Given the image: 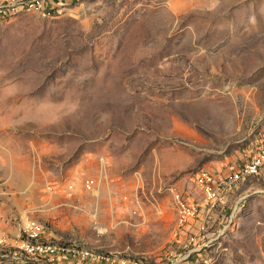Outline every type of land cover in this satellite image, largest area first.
<instances>
[{
    "label": "rangeland",
    "instance_id": "obj_1",
    "mask_svg": "<svg viewBox=\"0 0 264 264\" xmlns=\"http://www.w3.org/2000/svg\"><path fill=\"white\" fill-rule=\"evenodd\" d=\"M55 2L0 15V264H55L32 221L77 260L264 264V172L196 185L264 146V0Z\"/></svg>",
    "mask_w": 264,
    "mask_h": 264
},
{
    "label": "built area",
    "instance_id": "obj_2",
    "mask_svg": "<svg viewBox=\"0 0 264 264\" xmlns=\"http://www.w3.org/2000/svg\"><path fill=\"white\" fill-rule=\"evenodd\" d=\"M56 0H13V4L9 5L7 9H0V15L11 13L15 11H24V8H33L38 11H40V14L42 16H48L50 14V11L53 10L55 6ZM250 170H261L264 172V146H260L258 149L256 155L246 164L242 165L241 167H238L237 170L228 178H233L238 172L239 173H247ZM228 178L224 179H215L214 176H212L207 171H200L196 176V185L205 195V200H208V196L210 192H216V189L218 188V182L219 181H226ZM84 187L85 184H84ZM177 200L180 201L181 206V214L182 219L190 218L191 214H194V212H197L198 206L194 202L187 201L184 197H182L180 194H177ZM22 226H31L32 231H35V234L37 232L38 226L41 225H33L32 222H24ZM47 241V249H38L36 248L35 243H33V239H28V249H38L40 251H43V254H46L48 258H50L49 262L58 263L60 259L65 258L68 259V253L72 251H63V242L62 241ZM74 243V242H71ZM74 262L83 263V264H114V261H107V256H105V260H98V258H94L91 254H82V260H73ZM128 261L124 260V263L121 264H127Z\"/></svg>",
    "mask_w": 264,
    "mask_h": 264
},
{
    "label": "bare ground",
    "instance_id": "obj_3",
    "mask_svg": "<svg viewBox=\"0 0 264 264\" xmlns=\"http://www.w3.org/2000/svg\"><path fill=\"white\" fill-rule=\"evenodd\" d=\"M11 1L13 2V0H11ZM260 173H261V170H250L245 174L238 172L228 182L219 181L218 182V188L216 189V192H210L207 201L215 200L218 195H220L221 193H223V191H225L226 189H228L232 186L231 185L232 181L235 182L239 179H244V178H248V177H252V176L255 177V176L260 175ZM197 212H198V209H197ZM197 212H194V214H191V217L184 219V221L182 219V214H181V223L183 225L187 224L189 222V220H191L192 218H195ZM24 235L25 236L22 238L23 240H21V242H20V246H21V249L25 252V254L31 255V257L32 256L43 257L45 260H47L49 262L50 258H48V256L46 254H43V251L38 250V249H47V241L44 240L43 237H40L39 234H35V231H32L31 226H24ZM28 239H33V243H35L36 248H38V249L26 248V247H28ZM69 248L70 247H68L67 245H65V243H63V251H70ZM97 258L101 259L100 256Z\"/></svg>",
    "mask_w": 264,
    "mask_h": 264
},
{
    "label": "crops",
    "instance_id": "obj_4",
    "mask_svg": "<svg viewBox=\"0 0 264 264\" xmlns=\"http://www.w3.org/2000/svg\"><path fill=\"white\" fill-rule=\"evenodd\" d=\"M44 236L46 237V235L44 234ZM70 260H77V259H73V258H68ZM68 259H66L67 261H69ZM64 261V260H63ZM78 263V262H77ZM55 264H58V263H55ZM83 264V263H82Z\"/></svg>",
    "mask_w": 264,
    "mask_h": 264
}]
</instances>
